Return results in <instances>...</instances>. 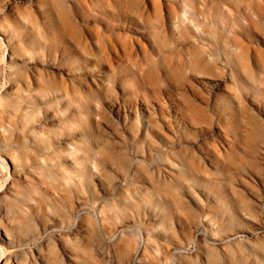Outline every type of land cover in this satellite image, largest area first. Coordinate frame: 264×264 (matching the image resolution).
<instances>
[{"label": "rangeland", "instance_id": "rangeland-1", "mask_svg": "<svg viewBox=\"0 0 264 264\" xmlns=\"http://www.w3.org/2000/svg\"><path fill=\"white\" fill-rule=\"evenodd\" d=\"M3 209L80 264L81 225L114 264H264V0H0Z\"/></svg>", "mask_w": 264, "mask_h": 264}, {"label": "bare ground", "instance_id": "bare-ground-1", "mask_svg": "<svg viewBox=\"0 0 264 264\" xmlns=\"http://www.w3.org/2000/svg\"><path fill=\"white\" fill-rule=\"evenodd\" d=\"M135 96L142 95V90L135 87ZM127 96H125L126 98ZM33 180L36 181L37 178L32 176ZM37 185L39 187L43 186L42 181H38ZM14 196L15 192H12ZM19 197L16 196L15 199ZM13 211L9 209H3L0 216V244L3 246L2 252L0 253V264H50L48 260L50 241L53 239L58 242V247L60 249L61 256L67 262V264H80L79 254L75 247L66 246L64 244V236L66 231L55 225L50 226L43 230H40L38 234L30 236L27 233L28 222L23 217H16ZM37 218V217H36ZM34 219V218H33ZM35 220V219H34ZM42 219L37 218V221ZM54 219L51 221L53 222ZM70 235L80 234L89 251L94 252L95 256L98 258L99 264H114L108 256V250L105 251L102 246L98 245L94 247L95 240H91L88 233L89 230L84 228V226H72L67 229ZM68 234V235H69ZM101 243H112L113 239H107L105 235L100 233ZM35 244L32 246V244ZM31 245V246H30ZM30 246V247H28ZM30 248L27 253L25 248ZM26 253V254H25Z\"/></svg>", "mask_w": 264, "mask_h": 264}]
</instances>
